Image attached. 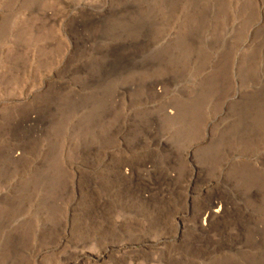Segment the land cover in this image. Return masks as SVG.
Here are the masks:
<instances>
[{"label": "rangeland", "instance_id": "374dc122", "mask_svg": "<svg viewBox=\"0 0 264 264\" xmlns=\"http://www.w3.org/2000/svg\"><path fill=\"white\" fill-rule=\"evenodd\" d=\"M112 48L141 65L87 87ZM243 223L264 224V0H0V264H249Z\"/></svg>", "mask_w": 264, "mask_h": 264}, {"label": "bare ground", "instance_id": "6f19581e", "mask_svg": "<svg viewBox=\"0 0 264 264\" xmlns=\"http://www.w3.org/2000/svg\"><path fill=\"white\" fill-rule=\"evenodd\" d=\"M139 18V17H138ZM131 22V21H130ZM85 26H87V25H85ZM85 28V27H84ZM109 28V27H108ZM146 28V27H145ZM144 28V29H145ZM150 28V27H149ZM88 29V28H87ZM125 32V31H124ZM91 38V37H90ZM100 39V38H99ZM129 45V44H128ZM123 46V45H122ZM138 46V45H137ZM120 48V47H119ZM115 49L116 48H112L111 50H108L104 55H101V57H103V60H102V62H103V64L98 68V70L96 71V73L94 74V75H90L89 76V78L87 79V81H85V83L87 84L86 86L87 87H96V88H98L99 86H101V83L102 84H104V80H107V79H112L113 77H114V80L115 79H118V78H121V77H123V76H125L126 74H130V73H133L134 71H137L136 69H137V67H138V64L140 63V59L139 60H136L139 56H136L135 57V55H131V54H128V55H125V54H118L117 53V50L115 51ZM118 49V48H117ZM130 49H131V47H130ZM120 50V49H119ZM118 50V51H119ZM129 52V51H128ZM146 52V51H145ZM152 52V51H151ZM120 53H121V51H120ZM143 53V52H142ZM155 53V52H154ZM102 54V53H101ZM149 54V53H148ZM158 54V53H157ZM148 56V55H147ZM100 57V56H99ZM160 59V58H159ZM100 61V60H99ZM147 63V62H146ZM146 63L144 64V65H146ZM150 63V62H149ZM155 63V62H154ZM140 65H141V63H140ZM148 65V64H147ZM96 67V66H95ZM144 67V66H143ZM94 70V69H93ZM139 70V69H138ZM93 74V73H92ZM88 76V75H87ZM164 80V79H163ZM107 85V84H106ZM85 86V87H86ZM85 99V98H84ZM255 100V99H254ZM245 102V101H244ZM243 107L242 108H245L246 106H249V104H248V102H245L243 105H242ZM85 110V109H84ZM240 112V111H239ZM254 112V111H253ZM246 113V112H245ZM171 114H172V112H171ZM247 115V114H246ZM242 116V115H241ZM243 116H244V113H243ZM242 116V117H243ZM42 117V116H41ZM152 117V116H151ZM253 117V116H252ZM239 118V117H238ZM248 118V116H245V118H243V119H247ZM254 118V117H253ZM29 119V118H28ZM41 119V118H40ZM39 119V120H40ZM38 120V121H39ZM42 120V119H41ZM161 120V119H160ZM248 120V119H247ZM250 120V119H249ZM36 121V118H31V119H29L28 120V122L29 123H34ZM157 121H158V119L157 118H153V119H151V125H156V123H157ZM243 120H241V122H242ZM251 121V120H250ZM253 121V120H252ZM44 122H46L45 120H44ZM43 122V123H44ZM48 122V121H47ZM160 122V121H159ZM240 122V120H239V124L241 123ZM249 122V121H248ZM247 122V123H248ZM147 123V122H146ZM161 123V122H160ZM39 124H41V123H39ZM46 124V123H45ZM244 125H245V122L243 123ZM241 125H242V123H241ZM29 126V125H28ZM45 126V125H44ZM35 129V128H34ZM245 129V128H244ZM242 130V129H241ZM31 131V130H30ZM35 131V130H34ZM37 131V130H36ZM39 131V130H38ZM242 131H240V133H241ZM244 132V131H243ZM247 131H245V133H246ZM32 133V132H31ZM245 133H243V135L245 134ZM34 134V133H33ZM35 134H36V132H35ZM242 134V133H241ZM241 134H239L238 136H243V135H241ZM246 135V134H245ZM154 162V161H153ZM167 161H165V163H166ZM160 163V162H159ZM164 163V162H163ZM149 164H150V162H149ZM156 165H157V162H155V164L153 165L154 167H156ZM161 165V164H160ZM167 165H168V163H167ZM138 166V165H137ZM162 166V165H161ZM160 166V167H161ZM163 167V166H162ZM165 167H166V164H165ZM159 168V167H158ZM135 169V170H134ZM162 169V168H161ZM130 172V171H129ZM124 173V172H123ZM124 174H126V175H128L129 173H128V171H126ZM131 174L132 175H135L136 176V174L138 175V177L140 178V177H142V178H145V177H152L151 175L153 174V167L152 166H149V165H147V164H144L143 166H141V167H137V168H133L132 169V172H131ZM123 175V174H122ZM132 175H130L131 176V178H133V176ZM168 175L170 176V177H172V173L171 172H169L168 173ZM134 176V177H135ZM137 177V178H138ZM152 179V178H151ZM251 179V178H250ZM134 181V180H133ZM251 181V180H250ZM233 190V189H232ZM226 191V190H225ZM228 191V190H227ZM253 191V190H252ZM236 193V192H235ZM249 193V192H248ZM257 192H250V194H249V196H247V197H251L252 199H253V197L255 196V195H257L256 194ZM235 195V194H234ZM247 197H245V198H247ZM227 198H228V196H227ZM242 198H243V196H242ZM248 198V199H249ZM255 199V198H254ZM232 200V199H231ZM253 201V200H252ZM226 210L228 211V210H230V207L228 206V202H227V200L225 201V202H223L222 200H219V199H217V198H215V199H212L210 202H209V205H208V207L206 208V210L204 211V214L202 215L203 216V219H204V226L206 227V226H210V224L212 225V221L213 220H215L216 218H220V217H223L224 216V214H225V212H226ZM231 215V214H230ZM243 221V220H242ZM244 222H246V221H244ZM242 223V222H241ZM239 224V223H238ZM243 224H245V223H243ZM251 226H252V224H251ZM250 224L248 223V224H245L244 225V228H242L241 226H237V230H239V232L241 231V230H243L242 231V233L240 232V236H239V238L241 237V236H243V232H244V234H245V236H247L248 237V235L249 236H251V239H252V242L254 243V244H260L261 243V240H263V236H264V224H263V226H256L254 229H252L253 231H250ZM251 232V233H250ZM220 236V235H219ZM248 242H250L249 241V239H248ZM263 243V242H262ZM231 244V243H230ZM258 244V245H259ZM264 244V243H263ZM257 245V246H258ZM236 246H238L237 244H232L231 245V248H232V250L236 247ZM260 246V245H259ZM258 246V247H259ZM209 247V246H208ZM261 247V246H260ZM237 248V247H236ZM256 248V247H255ZM231 251V250H230ZM236 251V250H235ZM264 251V250H263ZM261 255L259 256L258 255V257L257 258H255L254 257V259L252 258V262H250L249 264H263L264 263V254H262V252L260 253ZM257 256V255H256Z\"/></svg>", "mask_w": 264, "mask_h": 264}]
</instances>
